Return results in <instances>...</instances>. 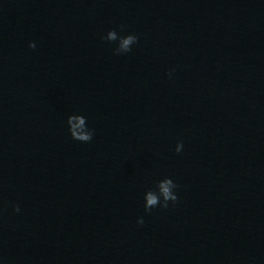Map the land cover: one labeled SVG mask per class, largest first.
Returning <instances> with one entry per match:
<instances>
[{"label": "clouds", "instance_id": "clouds-1", "mask_svg": "<svg viewBox=\"0 0 264 264\" xmlns=\"http://www.w3.org/2000/svg\"><path fill=\"white\" fill-rule=\"evenodd\" d=\"M121 31H123V26H120ZM103 39L109 42H117L118 45L114 49L115 54L121 55L126 54L131 51L132 45L138 42V37L134 34H128L125 36H120L116 29H111L107 32L106 36ZM30 48H35V42L29 43ZM171 75V73H169ZM68 130L71 137L74 140L80 142H89L92 140L94 135V130L89 129L87 126V118L84 115L73 114L69 115L67 118ZM183 149V142H178L176 145L175 151L177 153L181 152ZM178 185L170 177H165L162 180L157 181L156 190H148L144 194V209L145 212H150L153 208L160 206L161 208H167L169 202L175 203L178 200V197L174 191ZM14 210L16 212L20 211L18 205H14ZM138 224H143V218L137 220Z\"/></svg>", "mask_w": 264, "mask_h": 264}]
</instances>
